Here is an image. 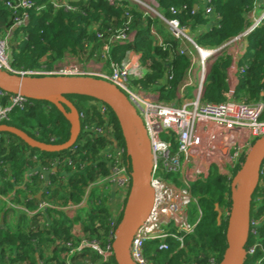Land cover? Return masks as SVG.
<instances>
[{"label": "trees", "instance_id": "16d2710c", "mask_svg": "<svg viewBox=\"0 0 264 264\" xmlns=\"http://www.w3.org/2000/svg\"><path fill=\"white\" fill-rule=\"evenodd\" d=\"M5 1L7 0H0L1 34L10 30L16 19L23 18L24 14L28 16L27 26L13 30L10 38L12 66L18 71L41 68L51 70L57 63L63 62L67 55L72 56L80 64H86L94 59L103 61L108 66L110 62L121 61L127 51L133 50L141 54V62L145 68L144 76L134 84L139 85L146 92L162 83L161 100L168 102L175 98L177 88L186 78L192 59L195 57L194 50H188L184 55H180L181 43L174 39L167 40L162 45L155 44L150 33L155 19L131 3L110 5L107 0H80L67 2L69 8L62 6L55 9L52 0H31L35 7L43 8L39 11L19 9L13 12L4 4ZM200 1L202 0H157V4L165 18L177 19L181 25L188 27L194 33L195 27L213 20V17L204 13V8H194V5L201 3ZM255 3L262 7L264 0H210L213 15L218 17L219 25L198 35L194 33L195 44L203 49L215 48L240 35L249 26L248 15ZM171 8L176 9V14L170 12ZM128 15L131 17L129 31L134 32V38L129 45L113 46L110 42L111 38L125 28ZM19 30L21 32L17 33ZM248 41L253 53L250 60L242 66L244 73L241 89L244 102L252 103L261 99L264 101V94L261 96V93H264V19L249 36ZM228 65L229 59L220 56L211 66L204 81L205 102L217 105L226 100L225 70ZM65 97L76 107L78 113L83 115L81 119L83 127L91 125L100 127L106 136H94L82 131L70 149L58 153H44L31 149L13 135L1 134V196H7L14 186L23 181L24 170L37 165L32 157L38 155L45 169L51 170L55 162H59L51 183L54 189L58 187L60 190H66L68 201L78 204L90 183L110 174L114 161L105 157L107 149L110 148L112 152L115 149L110 139L115 140L116 150H123L117 160L128 173L131 172L120 123L114 111L88 96L71 94ZM10 98L11 95L0 92V110L10 107L7 119L0 124L22 130L45 144L59 145L69 139L70 125L53 105L46 101L27 99L21 106H11ZM102 106L105 109L104 113H101ZM174 152L176 149L173 146ZM245 159L246 155H242L230 180L215 170L213 172L210 170L203 178L185 183L173 175L172 184L178 188L186 186L189 190L198 207L199 219L193 225L192 232L177 234L182 237V245L174 239H167L168 250L160 251L159 241L145 242L143 255L145 254L144 258L149 264L163 262L219 264L221 262L227 248L225 236L232 203L231 183L240 172ZM61 173L66 177L64 178ZM63 182L66 183V189ZM236 184H239L238 178ZM126 200L127 197L124 198L118 211L117 225L121 220ZM216 205L217 210L223 213L219 220H217ZM56 214L58 219L53 220L49 229L43 226L42 229L33 231L30 227L26 231L17 229L11 232L4 230L3 227L0 228V264H22L28 260L30 264H37L32 257L34 247L42 245L48 247L58 241L62 244L56 246L53 257L43 261V264H83L85 261L91 264H116L113 255L107 262L99 263L100 257L89 249L80 251L79 256L74 253L67 263L61 257L72 248L78 247L82 241L71 231V224L79 221L82 222V233L89 234V240H96L102 248L112 243V238L109 237V220L112 213L106 207L104 200L100 199L98 207L89 205L83 219L77 216L70 220L62 214L55 212ZM251 221L243 264H264V163L253 196ZM170 230L176 232L173 227ZM251 249H253L252 253H250ZM6 253L12 255L8 262Z\"/></svg>", "mask_w": 264, "mask_h": 264}, {"label": "built area", "instance_id": "2783aa9c", "mask_svg": "<svg viewBox=\"0 0 264 264\" xmlns=\"http://www.w3.org/2000/svg\"><path fill=\"white\" fill-rule=\"evenodd\" d=\"M107 1L110 5H120L125 2L136 5L145 14L154 16L164 23L169 28L170 34L175 41L187 44L192 50L198 53V69L197 71L193 70L191 72L196 75V88L191 99L186 100L181 105L165 103L158 99H153V97L143 91L139 85L134 84V82L140 80L144 76L145 68L141 62V54L133 50L127 51L121 61L110 62L105 70L100 68L94 69L92 66L83 68L78 65L59 66L51 70L45 68L22 71L15 70L12 66L13 60L10 38L13 30L27 26L28 16L26 14L23 15V18L16 19L10 30L5 34L0 33V71L30 78H97L116 86L127 97L141 118L145 134L149 140L151 154L150 183L153 189V201L150 212L135 233L130 245V257L135 264H149L143 255L145 242L157 240L160 242L158 250L167 251L169 248L166 242L167 239H174L182 245V237L177 234L181 232L188 234L193 230V227L188 224L187 207L193 202L189 190L186 186L181 188L176 187L171 182L164 180L162 175H176L184 183L193 181L207 174L211 166L215 164V161L211 159V154L217 152L223 153L222 151L225 149H228L226 155L229 154V151H233L232 156L234 160H232L231 164L232 169L235 168L242 155L248 154L254 142L264 137V120H262L264 101L259 100L257 102L246 103L229 97L223 103L217 105L205 102L203 100L205 74L208 60L214 55L215 50L203 53L204 51L195 44L186 26L181 25L177 19H167L161 14L157 0ZM202 1L205 3L204 13L207 16L213 15L210 0ZM67 2V0L51 1L55 9H59L62 6L69 8ZM4 4L13 12H17L19 9H34L39 11L43 8L42 6L35 7L34 2L31 0H7ZM263 6L261 7L255 3L253 9L249 13V17L251 18L250 25L242 34L229 43L241 36H249L260 26L264 19ZM259 8L260 13L255 15ZM170 12L174 15L177 11L175 8H171ZM130 18V15H128L125 28L118 31L111 38L110 42L113 46L131 44L133 33L129 31ZM151 33H153V30H151ZM187 52V46L179 48L180 55H184ZM191 67L188 69V73H190ZM241 72H243V69H241ZM191 85L192 83L189 81L181 90L183 91ZM0 92L6 94L5 92ZM10 100L11 106H21L27 99L19 95H11ZM9 109L10 107L0 110V123L7 119V112ZM104 111L105 109L102 106L101 113H104ZM79 116L81 120L83 115L79 113ZM211 127L213 129H211ZM81 130L94 136H106L102 128L92 125L83 127V124H81ZM200 135L203 138L198 139ZM209 136H211L210 142ZM173 146L176 149L174 153ZM113 148H115L114 152L109 148L107 149V155H105V157L114 161L110 169V174L106 177L98 178L91 186H100L102 184L110 186L113 184L122 190L119 196L122 198L123 202V199L128 197V191L131 189V172L128 173L126 168L117 160V157L123 150H116V144ZM32 159L38 163L40 161L38 155H34ZM58 166L59 162H55L53 168L57 169ZM29 169L30 167L28 170ZM226 176L229 180L231 179V175L227 174ZM24 178L23 189L32 183V174L27 173ZM40 179L43 180V177H40ZM43 183L45 184L42 193L43 198H40L37 207L34 210H28L25 207L19 209L26 214L31 221L33 219L37 221V224L28 227H31L33 231L42 229L46 218L50 219V222L46 223L47 229H49L55 219V214L50 215L49 212L63 211L54 206L53 194L51 193L54 187L51 181L48 180L45 182L44 180ZM99 204L100 200H93L90 206L98 207ZM120 209L121 207L119 209H117V207L112 210L109 209L112 213V217L109 220V237L112 238V242L114 240L115 229L118 226L117 216ZM171 227L176 230L175 233L170 230ZM111 244L102 248L101 244L96 240L83 238L79 246L75 249L72 248L70 253L89 249L100 257L99 263H105L108 258L113 255ZM67 246L70 245L67 244ZM252 252L253 249L250 250V253ZM24 264L30 263L25 261ZM41 264H43V262Z\"/></svg>", "mask_w": 264, "mask_h": 264}, {"label": "water", "instance_id": "95a60500", "mask_svg": "<svg viewBox=\"0 0 264 264\" xmlns=\"http://www.w3.org/2000/svg\"><path fill=\"white\" fill-rule=\"evenodd\" d=\"M0 91L19 95L25 99L46 101L53 105L70 125L69 139L59 145L45 144L35 140L22 130L0 124V135L10 134L33 150L58 153L70 149L82 132L81 120L76 107L66 95H83L94 98L110 107L120 123L125 151L129 158L131 189L121 220L115 229L111 244L116 264H135L130 257V245L135 233L147 218L153 201L150 183L151 154L149 140L136 109L127 97L114 85L91 77H21L0 71ZM139 132V135L137 134ZM112 144L115 140L110 139ZM264 163V137L254 142L238 175L231 183V209L228 215L227 248L219 264H243L245 246L251 225V206L258 187ZM237 178L239 184H236ZM40 198V196H38ZM218 212L217 220L221 217ZM2 222V215H1Z\"/></svg>", "mask_w": 264, "mask_h": 264}, {"label": "crops", "instance_id": "0c3cea01", "mask_svg": "<svg viewBox=\"0 0 264 264\" xmlns=\"http://www.w3.org/2000/svg\"><path fill=\"white\" fill-rule=\"evenodd\" d=\"M67 1L68 2H70V1L71 2H77V0H67ZM200 2L201 3L199 5H194L195 9H197L199 7L200 8L205 7V3L203 1H200ZM259 13H260V8L257 10L255 15H258ZM210 17H213V20H211L209 23H206L205 25H199L197 28L195 27L194 33H196L198 35L200 33L206 32L207 30H210L211 28L219 25V19L217 16L211 15ZM154 19H155L154 20L155 22H154V24H152L151 29H150V33H151V30H153V33H151V36L154 40V43L157 45H161V44L165 43L167 40L173 39L171 34H170L169 28L164 23H162L159 19H156V18H154ZM250 19L251 18L248 15L249 25H250ZM187 29L189 30L188 32H190L191 36L194 37L195 36L194 33H192L188 27H187ZM132 33H133V38H134L135 34H134V32H132ZM238 36H236V37H238ZM249 36H247V37L241 36L238 39H236L235 41L229 43L234 38H236V37H234L231 40H229V41H227V42L223 43L222 45L215 47V48H209V49L201 48L204 51L203 53L215 50L214 55H212L208 60V66H207V71H206L205 77L209 73L211 66L216 61L217 58H219L220 56H224V57H227L229 59V65L225 70V84H226L225 98L226 99H228L230 97V98H233V99L240 101V102L245 101L243 98V90L241 89V87L243 86L242 76H243L244 71L241 72V69H243L242 66L245 65L250 60L251 55L253 53V50L251 51L250 47H249V41H248ZM182 46H187L188 50H192V48L190 46H188L187 44L181 43L180 47H182ZM68 58H70L72 60L74 59L72 56L67 55L64 60H66ZM198 58H199L198 53L195 52V57H193V59H192L193 64L191 62V65H190V67L192 66L190 73L187 72L186 78L181 82V84H179L177 91H176V94H175L176 95L175 98L172 99L171 101H168V102L165 101V103H173L175 105H181L186 100H189L192 98L193 92L196 88V75L192 74L191 72L193 70L197 71V69H198L197 59ZM74 61L76 63H78L76 59H74ZM77 65L80 67H83V68L86 66H92L94 69L100 68L102 70H105L107 67L106 63H104L103 61L94 60V59L90 60L86 64L78 63ZM57 67H59V65ZM189 81L192 83V85L190 87L185 88L182 91L181 88ZM161 84L162 83L157 84L154 88L150 89L149 91H146V93L149 96L153 97V99H158V100L164 102L163 100H161V92H160ZM187 89H191L189 98L185 95V92ZM263 94L264 93H261V96H263ZM203 97H204V90H203ZM211 129H213V128L211 127ZM231 152H233V151H231ZM229 155H230V152H229ZM227 162L228 161H226L225 163H227ZM224 166L228 167V171L234 170V168L232 169L231 162L228 164H224ZM214 167H217V169L220 170L219 164L216 162H215L214 166L213 165L211 166L210 170ZM228 171L222 173V175L226 176L228 174ZM55 172H56L55 168H52L51 170L43 168L40 161H39V163L37 162L36 166L34 165L33 167H30L29 170L28 169L24 170L23 180L25 179L24 178L25 175L27 173H30V174H32V178H31L32 183L28 186L26 185L27 187L23 189L22 187L24 186V184H23L24 181H22L19 185L14 186L13 189L8 193L7 196H1L0 195V210H1L0 211V228L3 227L4 230H9L11 232H13L17 229L21 230V231H26L30 225H33V223L37 224V221L35 219H33L31 221L30 218H28V216L26 214H24L22 211H20L19 209L21 207H25L28 210H34L37 207V204L39 203L40 198L41 199L43 198L42 193H43V190L45 187V184L43 183V181L44 180H45V182L48 180L51 181L53 173H55ZM61 175H63L64 178L66 177L64 175V173L63 174L61 173ZM40 177H43V180H41ZM226 178L228 179L227 176H226ZM231 178H232V176H231ZM63 181H64V179H63ZM92 183H90L86 187L85 192H84V196L81 199V201L78 204H72V207H70L71 209H66L65 211H63V213H62L63 216L69 218L70 220L77 218V216H80V218L83 219L84 215H85L84 213L89 208V205L91 204V202H93V200H100V199L104 200V203H105L106 207L108 208V210L114 209L112 207L113 206L112 204L115 201V199H117V197L119 198V194L121 195L122 190L113 184L110 186H108L107 184H102L100 186H91ZM21 184H23V185L20 186ZM63 186L65 187V185H63ZM15 196H16V198H15ZM38 196H40V198H38ZM108 198H109V202L106 203ZM55 212L50 211L49 213H50V215H54ZM1 215H2V222H1ZM48 222H50V219L46 218L44 220V227L45 228H47L46 223H48ZM81 223L82 222L79 221L76 224L75 223L71 224V228H72L71 231H72L73 235L78 237V238L81 235L82 236L87 235V233H82L83 226ZM77 225L79 226V229H80L79 233H77V231L75 230V226H77ZM59 244H62V243L60 241H58L55 244H50L48 247H45L44 245L35 246L33 254H32L33 260L36 261L37 264H41L43 261H46L47 259H51L53 257V253L56 252V246L58 247ZM70 251L64 255H61V257L65 260L66 263L68 262L69 257L71 255H74V253L76 256L80 255V251L79 252H72V253H70ZM14 254H15V252H13V255ZM11 257H12L11 253H6V261L7 262L9 261V259H11ZM28 262H29V260H28ZM22 264H24V262ZM83 264H86V261Z\"/></svg>", "mask_w": 264, "mask_h": 264}, {"label": "rangeland", "instance_id": "374dc122", "mask_svg": "<svg viewBox=\"0 0 264 264\" xmlns=\"http://www.w3.org/2000/svg\"><path fill=\"white\" fill-rule=\"evenodd\" d=\"M151 17H153V18H155L154 16H151ZM188 30V29H187ZM189 31V30H188ZM21 31L19 30L17 33H20ZM78 63H76L75 61H74V59L72 60V59H70V58H68V59H66V60H64L63 62H61V63H57L54 67H57L58 65L59 66H69V65H77ZM192 89V88H191ZM191 89H187L186 90V92H185V95L189 98L190 97V92H191ZM88 101H91V99H88ZM137 134L139 135V132L137 131ZM210 137V139H209V142L211 141V136H209ZM201 138H203L201 135L198 137V139H201ZM224 146V145H223ZM222 150V149H221ZM226 151H228V149H225V150H223L222 152L223 153H221V152H217V153H215V154H211V159L213 160V161H215L216 163H218L219 164V168H220V170L219 169H217V167H214V168H212L211 169V172H213L214 170L218 173V174H221L222 175V173H224V172H226V171H228V167L227 166H224V164H228V163H232V160H234L233 159V156H232V153L233 152H230V155L228 154V155H226ZM207 153V152H206ZM206 153H204V154H206ZM226 161H228L227 163H225ZM109 164V163H108ZM214 166V165H213ZM227 167V168H226ZM63 174V173H62ZM228 174L229 175H231V176H234V170H233V172L232 171H228ZM205 176H207V174H205V175H203V176H201V177H199V178H203V177H205ZM175 178H177V176H174ZM162 178L164 179V180H166V181H170V182H172V179H173V174H164V175H162ZM232 179V178H231ZM234 179V178H233ZM64 183V182H63ZM62 183V184H63ZM63 185H66V183H64ZM65 188V187H64ZM66 189V188H65ZM55 192H51L52 194H54L55 193V195H52L53 196V199H54V206L55 207H57V208H59V209H61V210H63V211H65L66 209H71L70 207H72V202L71 201H68L67 199H66V190H63V189H59L58 187H56L55 189ZM120 197V196H119ZM123 201H124V199H123ZM109 202V198H108V200L106 201V203H108ZM122 198L120 197V198H118L117 197V199H115V201L113 202V208H115V207H117V209H119L121 206H122ZM63 211L61 212V211H57L56 213H58V214H62L63 213ZM220 211V213H221V215H223V213L221 212V210H219ZM187 214H188V224L189 225H191V227H193V225L195 224V223H197V221H198V219H199V211H198V207H197V205L195 204V202L193 201L192 203H190L189 204V206L187 207ZM58 215L56 214L55 215V219L57 218L58 219V217H57ZM75 230L77 231V233H79L80 232V229H79V226L77 225V226H75ZM89 237V235L87 234V235H84V236H80L79 238L82 240L83 238H88ZM89 239V238H88ZM165 254V253H164ZM144 256H145V254H144ZM41 261V260H40ZM79 262H80V260H79ZM162 264H165L164 262L162 263Z\"/></svg>", "mask_w": 264, "mask_h": 264}]
</instances>
